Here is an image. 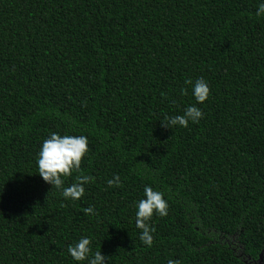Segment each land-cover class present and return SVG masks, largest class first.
Wrapping results in <instances>:
<instances>
[{
  "label": "trees",
  "instance_id": "16d2710c",
  "mask_svg": "<svg viewBox=\"0 0 264 264\" xmlns=\"http://www.w3.org/2000/svg\"><path fill=\"white\" fill-rule=\"evenodd\" d=\"M259 3L0 0V264H76L82 236L106 264H264ZM196 78L202 104L184 84ZM193 104L198 123L161 127ZM51 133L88 139L64 180L93 177L75 202L37 173ZM145 185L169 205L151 247L135 226Z\"/></svg>",
  "mask_w": 264,
  "mask_h": 264
},
{
  "label": "clouds",
  "instance_id": "9594fccd",
  "mask_svg": "<svg viewBox=\"0 0 264 264\" xmlns=\"http://www.w3.org/2000/svg\"><path fill=\"white\" fill-rule=\"evenodd\" d=\"M256 17H264V0H260L256 10ZM184 84L190 86L191 94L196 104L204 103L209 97V87L203 78L186 79ZM201 110L194 104L184 108L183 113L175 116H165L160 122L161 127L173 129L175 127H187L189 123H198L202 119ZM88 152V139L84 135H59L51 133L40 145L36 166L40 178L52 187L60 191L65 200L75 202L84 195V185L90 183L93 177L90 175H78L75 182L64 187V180L72 172L80 170L82 158ZM121 178L114 175L106 184L119 187ZM164 194L152 187L145 185L143 198L135 202V226L140 230L139 239L144 246L151 247L153 243L152 233L154 227L149 224L155 214L159 217L168 215V202L163 198ZM85 215H95L92 207L83 209ZM67 253L76 264H106L108 257L101 251H92L90 238L82 236L74 245L67 246ZM167 264H179L178 260H169Z\"/></svg>",
  "mask_w": 264,
  "mask_h": 264
},
{
  "label": "water",
  "instance_id": "95a60500",
  "mask_svg": "<svg viewBox=\"0 0 264 264\" xmlns=\"http://www.w3.org/2000/svg\"><path fill=\"white\" fill-rule=\"evenodd\" d=\"M261 262H262V253L259 256L258 264H261Z\"/></svg>",
  "mask_w": 264,
  "mask_h": 264
}]
</instances>
